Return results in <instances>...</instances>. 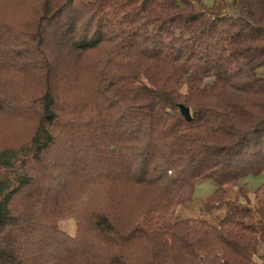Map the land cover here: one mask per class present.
Segmentation results:
<instances>
[{
    "label": "trees",
    "instance_id": "16d2710c",
    "mask_svg": "<svg viewBox=\"0 0 264 264\" xmlns=\"http://www.w3.org/2000/svg\"><path fill=\"white\" fill-rule=\"evenodd\" d=\"M7 34L0 75L40 79L0 101L32 130L0 150V264H264V0H39ZM204 180L215 222L179 213Z\"/></svg>",
    "mask_w": 264,
    "mask_h": 264
},
{
    "label": "rangeland",
    "instance_id": "374dc122",
    "mask_svg": "<svg viewBox=\"0 0 264 264\" xmlns=\"http://www.w3.org/2000/svg\"><path fill=\"white\" fill-rule=\"evenodd\" d=\"M201 1L207 7H212L215 2V0ZM38 10L39 0H0V24H5V28L10 33L5 36L12 38L18 36L20 33L26 34V30L35 26V18ZM23 28H26V30L24 31ZM20 61L19 65L13 66L12 68L9 65L6 68V72L0 75V101L12 99L16 102H30L29 99L35 95H33L32 87L37 86L40 77L35 75L24 76L23 72H21L23 65L28 64L30 66L33 63L32 61L26 63H23V60ZM261 74L264 76V68L261 70ZM92 80L93 78L91 79L88 76L85 78L82 91L86 92L88 90ZM71 95L72 91L70 89L66 93V96L70 97ZM28 102H25V105L31 104ZM3 104L7 109L13 106L10 103ZM29 110L28 108L25 112L29 113ZM11 112L12 110H0V150L5 148L18 149L31 139L32 130L29 126L27 124L16 123V120L22 117V115L17 114L11 116ZM0 173L4 174L5 169H0ZM240 186H243L247 193L253 195L264 188V174H250L240 181ZM216 188L217 186L212 180L199 182L193 192L196 200L188 208L184 209L183 212L180 210L181 212L179 213L184 216L194 215L199 217L202 215L215 222L216 219L214 217L210 218L208 215L202 214L203 208L200 200L213 195ZM67 205L74 206L76 204L72 201L67 202ZM62 227L67 235L72 238L76 237L77 226L75 221L65 222Z\"/></svg>",
    "mask_w": 264,
    "mask_h": 264
},
{
    "label": "water",
    "instance_id": "95a60500",
    "mask_svg": "<svg viewBox=\"0 0 264 264\" xmlns=\"http://www.w3.org/2000/svg\"><path fill=\"white\" fill-rule=\"evenodd\" d=\"M179 109H180L182 115H183L187 120H191L192 115H191L190 108H188V107H186L185 105L181 104V105H179Z\"/></svg>",
    "mask_w": 264,
    "mask_h": 264
}]
</instances>
